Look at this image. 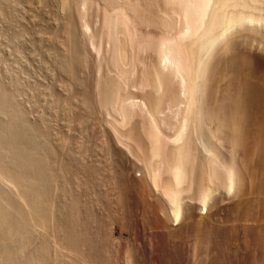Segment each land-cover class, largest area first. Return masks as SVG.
I'll use <instances>...</instances> for the list:
<instances>
[{"label": "bare ground", "instance_id": "bare-ground-1", "mask_svg": "<svg viewBox=\"0 0 264 264\" xmlns=\"http://www.w3.org/2000/svg\"><path fill=\"white\" fill-rule=\"evenodd\" d=\"M255 2L262 3L261 0H59L60 7L70 15L64 20L66 36L59 55V70L75 82L77 70L82 68L86 57L81 54L74 26L88 31L90 20L84 19L90 8L87 6L96 4L100 10L99 29L95 34L92 31L94 35L84 32L85 38L90 35L84 48L89 44L96 56L103 51L107 58L103 57L106 59L103 64L101 56L99 60L96 57L92 92L84 90L89 94L82 103L86 109L94 106L104 113L103 124L109 126L115 144H120L126 153L122 151V155L114 149L116 155L130 157L129 170L140 172L142 183L138 181L132 189L136 195L139 193L138 198L141 194L157 237L152 240L148 237L150 241L144 242L141 262L133 264L148 262L151 247L162 243L168 249L167 264H181L173 239L190 256L199 257L193 264H264V76L253 83L247 73L232 91L225 71L232 65L243 68L256 64L264 72V7ZM234 28L223 50H236L239 54L229 56L223 62L224 71L216 72L217 81L226 79L221 87L219 82L217 85V81L211 79L213 83L204 77L207 57L215 43L227 38ZM92 36L106 48L103 46L101 50L102 44L96 45ZM0 90V112L8 117L0 126V179L8 184L7 188L0 186V264H97L102 259L101 252L112 247V236L109 238L104 232L107 236L100 237L98 233L103 232L96 229L98 223L92 228L98 232L94 235L100 241H109L111 247L103 250L107 243L97 238L98 243L95 241L91 226L96 219L93 221L89 215L91 220L84 219L80 214L85 211L78 210L79 197L75 199L76 194L71 197L72 193L69 199L64 196L69 202L61 201L63 193L58 197V188L70 187L66 181L74 174L71 168L78 164V168L82 167L78 158L75 160L71 155L73 142L67 144L65 139L58 138L52 144L48 130L28 123L12 93ZM36 133L42 141L36 140L37 136L35 139ZM105 134L112 140L111 133ZM110 141L102 142L100 150L105 151V146L113 155L108 150L115 148ZM81 151L73 155L84 157ZM125 158L121 162H126ZM83 165L84 169L88 166ZM96 171L92 173L95 175ZM121 176L126 181L127 176ZM123 181L120 187L127 193L128 181ZM117 182L120 185V181H115L116 190ZM127 187L129 193L131 187ZM121 194L116 198L122 197ZM78 211L83 217L81 221ZM235 242L246 245L248 251L252 247V255L244 252L245 248L241 252L242 247L235 245L236 254L241 253L237 256L231 245ZM171 243L175 246L173 250ZM106 260H102L103 264Z\"/></svg>", "mask_w": 264, "mask_h": 264}, {"label": "rangeland", "instance_id": "rangeland-1", "mask_svg": "<svg viewBox=\"0 0 264 264\" xmlns=\"http://www.w3.org/2000/svg\"><path fill=\"white\" fill-rule=\"evenodd\" d=\"M0 1H3L2 4H0V8L6 1V3L4 4L5 6L3 5L4 7H2L3 9H0V89H5L6 91H9V93L10 92L12 93V97H13L15 104L19 107V109H21L28 123L30 124L32 123L34 125L36 124L38 128L40 127V130H42L43 127H44L43 129H45L46 131L48 130L47 132H49L48 133L49 141L51 139L50 142L52 144H56L57 141L60 140L58 138L65 139L67 141V144L69 143L71 144V142H73L71 145L74 144V146L72 147L75 150L74 149L72 150L71 145H68V148H71L70 150L72 153L70 152V150L69 152L75 158V160L78 158L79 160L78 163L82 164V167H80L81 165L79 166L80 168H82V170L84 169L83 166L86 167L83 164L88 165L87 168L89 167V169L85 168L82 171L80 168L77 167L79 164L75 167L73 166L74 168H77V169H74L72 167L74 170H76V174L72 168H71V171L74 172L75 176L78 175V179H77V176L76 177L73 176L74 174L73 175L70 174L69 175L70 178L68 177V179L72 180L74 183L66 179L68 180L66 181V184L67 185L69 184L70 187L69 189L63 190V185H62V187L58 188L57 189V191H59L58 197L62 196L61 193H63V197L66 196V198L70 197L69 195H72V194L73 196L71 197H75L74 194H76L75 199H78L79 197V199L77 200L78 202L76 201L78 203L77 206L79 207L78 210L80 211L81 209V211L83 210L86 213V215H84L85 213L82 211L84 214L83 213H80V214L84 216V219L85 218L89 219L90 217L93 218L92 219L93 221L96 219V223L94 221L95 224L92 223V221L90 222L91 218L89 220L90 225L91 223L94 225V226L92 225L93 227L91 226V230L95 232L96 229H98L99 232H103L102 234V233H98L97 231L95 233L91 231V233L93 234L92 236H95L94 234H97V233L99 234V236L100 235L107 236V234L109 235V238L112 236L111 237L112 240L109 239L111 242L112 241L114 242V243L110 242V244H112L111 245L112 247L109 245V241H107V242H104L105 244L107 243L106 245H104L107 247L103 246L104 247L103 250L108 248V245L112 249L108 248V250H105V251L101 250L104 253L101 251H98L99 253L101 252V255H99L98 253L96 255V260H98L97 256L99 255L100 259L102 258L101 261L105 260L106 258L107 260L108 259L110 260V261H107V260L104 261V264H112V263L113 264H127L128 262H129L128 264H131V262L133 264V263H136L138 260L139 262H141L140 259L142 258V255H143L142 252L144 251L143 250V248L145 247L144 245L149 244L148 242L150 241L149 239L150 237H151V240L153 237L155 238V236L157 235L156 234L157 230L153 225L152 226L154 228L150 225L152 222L150 221L151 219L149 220L150 214L148 210L146 209L145 203L140 198L141 194L139 195V198H138L139 193L136 195L137 193L135 192L136 190L132 189L134 187V184H137L138 181L142 183V180H139L141 179L139 175L140 172L134 169L129 170L128 163L130 164V160H129L130 157L127 159L124 156H122L126 154L124 152L125 151L124 148H122V146L118 143L115 144L113 133L111 131H108L110 129L109 126L107 124H103V123H106L105 121L103 122L104 119L102 116L104 115L102 114L104 113L101 114L102 111L99 112L98 111L99 109L97 110V107H95L94 109V106H92V109L91 107H88L86 109L85 108L86 105L83 106L85 103H82L84 102L83 99L87 95V93L89 94L90 91L92 92V88H93L92 80L94 79V76H95L93 73L94 72L93 67H95L94 65H96L97 61L99 60L98 56H101V61L103 60L102 61L103 64L105 63L104 60H106L103 57L105 56L107 58V53L104 54L105 52L101 51L102 50L101 48H103V46L105 47V45H103L104 43L103 44L101 43L102 41L100 42V39L98 41L97 39L98 34L96 35L97 37L92 36L94 37L92 41L94 40L96 42V45L97 43L102 44L100 45L101 46L100 51L101 53L103 52L102 54L104 55L99 53L96 56L95 49L88 44L89 43L88 36L90 35L87 34L88 35L86 37L87 39L85 38L86 33H92L93 31V33L95 34L97 33L96 31H98L99 29V26H100L99 25L100 24L99 23L100 22L99 21L100 10H98L99 8L96 6V4L95 6H93L95 2H93L92 6H87V8L90 7L91 9L89 8L88 10L86 8L88 11H86L87 16H84L85 17L84 19L85 20L88 19V21L90 20L89 26L91 25L90 27H88L89 28L88 31L87 29L86 30L81 29V27L78 25H76L77 28L74 26V32L75 31L78 32V33L75 32V34L76 35L78 34L77 39H79V42H80L79 46H81L80 47L81 54L84 57H86L85 59L83 58L86 63L84 62V65L82 66V68H79L78 69L79 71L77 70V73H76L78 75V77L76 76L78 79V82L80 81L78 83V82H75L73 79L69 78L68 76H65V74L59 70V64H58L59 63L58 61L60 60L59 55L62 54V51L64 49L63 44H64V39L66 36L65 34L66 29L64 31V28H65L64 20H66V18L70 16L68 15L69 13H67V10L64 11V9L60 7L59 0H41V1H38V0H27V1L26 0H0ZM261 2L262 3L255 2V5L264 7V0H261ZM76 20H78V18H76ZM75 22H77L75 24H78V21H75ZM235 30L236 28L232 29L230 33L228 32V35H226L227 38L218 40L213 46V48L210 50L208 57H207V70L204 73L205 74L204 77H206L208 81H211V79L217 81L216 72L224 71L222 70L224 69L223 62L229 56H237L239 54L238 53L239 51H236V50L225 51V52L223 50V45L225 44L226 40L231 36V34L234 33ZM93 33L92 35H94ZM85 40L88 42V43L86 42V45L87 44L88 45L87 47L84 48ZM84 51L86 52L84 53ZM96 57L98 60H96ZM246 67L242 68L238 65L237 66L232 65L231 67L232 69L230 67H227V69L225 68V71L228 75L227 76L228 78L226 79L230 80L231 82L230 87L232 91L236 90L235 87L237 86V83H239V81H241L242 78L245 75H247V73L250 74L252 78L251 81L253 83H258V78L260 79L262 75L264 76V72L261 69L262 67L260 68L256 64H250ZM224 80L222 81L219 80L216 82V84L219 82L218 84L222 87L225 83ZM87 89L89 90V92L86 93V91H88ZM89 108L91 109L90 110L91 113H87V111H89ZM5 118H8L7 115L5 113L4 114L1 113L0 114V123L2 124V125L0 124L1 127L6 123L5 120L6 121L8 120ZM0 131H2V129H0ZM106 131L109 132V134L111 133L110 137L112 138L114 142L111 139H110L111 141L109 140L108 134H105L107 133ZM34 136L36 139L37 133ZM39 137L40 135L38 134L37 136L38 139L36 140L42 141V138L40 139ZM103 137L105 138L107 137L108 141L112 142V145L114 144L115 148L112 147V149H108L110 151L112 150L111 152L113 153V155H110V152L106 151L105 146L103 147V149H105L107 153L109 152L108 154L104 150L103 151L100 150V148L102 149V145L107 140V138L103 139ZM101 140L102 142L104 141L105 142L102 144ZM76 143H77L76 146H79L81 144L80 147L81 146L82 147L81 148L76 147L75 146ZM78 149L83 151V153L82 151L80 153H82L84 157L81 156L80 154L77 157L74 156V155H78L77 153L80 151L79 150L77 152ZM114 149L115 151L117 149H118L117 151L120 150L119 153H122V155L121 156L116 155L118 153H116ZM75 151L77 152L76 154H74ZM122 151L124 152V154ZM114 153H115V156H114ZM102 154H103V157H102ZM105 155H109L108 158ZM115 157H117V160L119 162L116 160ZM123 157L125 158V161L127 160L126 162L124 161L121 162V160H124ZM81 158L83 161L81 160ZM119 158H121V160ZM111 160H113V163ZM114 161H117L118 163ZM122 165L124 166V168H122L123 167ZM90 166H91V171H90ZM115 166H117L118 168L121 167L122 169L119 168L118 170V168ZM116 168L118 171L116 170ZM78 169H80L81 172ZM85 170L87 173L84 172ZM94 170L98 171V172L97 171L95 172L96 173L95 175L92 173V171L94 172ZM121 170H123L121 175H124V177L127 176V179L133 176L132 178L134 181L132 180V178H130L131 180L129 179L130 181L126 179V181L130 182L128 185V182L126 183L125 178H122L123 176L116 174V172L119 173ZM88 171L92 173V176L90 174H89L90 177L87 175L89 173ZM79 173H81L82 175ZM126 173H128V175ZM116 176H120L121 180L124 179L126 183L125 185H126L127 193L129 190L127 186H129V188L131 187L130 190L131 191L133 190V192L130 191L127 196V193L123 192L125 191V189L123 191L121 190L122 187L120 186L122 182L120 178L117 179ZM134 177L137 179H134ZM0 181H1L0 186L2 185V187L4 186V188L8 187L7 186L8 184H6L7 182L5 183L1 179ZM115 181H120V185H118L119 182H117V186H119L118 190H116V188L118 187L115 186L116 185ZM77 182L78 183L82 182V183L81 184L79 183L80 185H78ZM66 184H64V187ZM67 185L65 188H67ZM130 185H133V186H130ZM112 186L113 188H115L116 190L115 192H117L116 194L113 193L114 190ZM70 188H72V190H70ZM60 189H62L63 191ZM68 192L70 194H68ZM123 193L126 196H124ZM117 194L118 195L121 194L122 197L124 196L123 197L124 199H122V197L120 196L116 198ZM63 197L61 201L67 202L69 198L65 199V197L64 198ZM120 199L122 200L120 201ZM80 206H83L84 209H82V207L80 208ZM254 206L256 207V203ZM258 207L259 206H257V208ZM79 211H78V216L80 215ZM82 218L83 217L81 215L78 217L80 221L82 220ZM97 220L100 222H97ZM97 223L100 224L99 225V228L101 226L100 229L97 227L98 226ZM94 227H97V228L93 230L92 228ZM104 232H106L107 234H104ZM97 236H95L96 242L97 240H99L98 238L101 237V236L100 237L99 236L97 237ZM102 237L103 239L107 238L106 240H108V237H105V238L104 236ZM100 240L99 242L103 243L102 242L103 240L102 241ZM173 240H174V243L173 242L172 243L174 245H178L176 246V248L178 249L176 250L174 248L175 246L174 245H173L174 247L172 246V243H171V247H172L171 249L173 250L174 248L176 255L180 254V256L178 255L179 256L178 258H181L179 259L181 260V264H193V262L195 263V260L199 257L197 256V258H195L196 256L193 255L195 258L193 260V256L192 255L190 256L191 253H188L187 249L185 250L184 247H183L184 249L183 248L181 249L182 246L178 244L179 242L177 241V239H173ZM233 244L234 243H232L231 245L234 246L232 249L235 254L238 251V247L240 248L242 247L241 249L239 248L241 252L244 251L243 249L245 248L244 252L247 251L250 254L253 250V248L250 246L248 247V249L250 250L252 249V250L248 251L246 250V247H245L246 245H244L243 247L241 245L240 246L237 245L236 242L234 245ZM164 245L165 244L162 243V244H158L157 245L158 247L155 245H154L155 247L152 246L151 247L152 255H150L151 257L150 260L153 262L151 263L150 260H148V262H146L145 260H142L144 264H147L149 262L151 264H165V263L167 264L166 257H168L167 255L168 249L166 248L167 246L165 247ZM235 245H237L238 247H236ZM176 251L179 253L177 254ZM246 253H244L245 256H246ZM107 255H109V257ZM133 255L135 258L133 257ZM154 255H157V256H154ZM236 255L240 256L241 253L236 254ZM101 256H103L104 258ZM165 258H166V261H165ZM126 259L129 261L127 262ZM101 261L100 262L96 261V262L97 264L99 263L103 264V261L102 262ZM125 261L127 263H125Z\"/></svg>", "mask_w": 264, "mask_h": 264}]
</instances>
